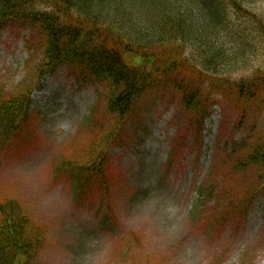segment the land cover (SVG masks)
<instances>
[{"label": "rangeland", "instance_id": "1", "mask_svg": "<svg viewBox=\"0 0 264 264\" xmlns=\"http://www.w3.org/2000/svg\"><path fill=\"white\" fill-rule=\"evenodd\" d=\"M124 1L137 16V23L122 19L125 28H150L139 11L145 0ZM257 7L264 13V4ZM229 15L233 33L251 24L235 10ZM230 41L222 32L216 43ZM43 48L42 38L19 21L0 28L2 98L36 81ZM183 48L199 59L195 42ZM248 55V63L233 64L238 73L250 75L264 63V43ZM77 73L62 64L47 75L31 95L25 125L32 131L0 149V203L17 200L31 221L28 232L39 236L30 264H264V180L260 168L237 167L264 132V94L244 118L231 93L203 87L210 105L198 128L180 90L150 87L109 144L104 183L78 200L57 165L61 157L87 163L93 142L102 145L118 118L107 109L105 85L83 82ZM241 142L244 149L232 152ZM205 183L212 194L202 198Z\"/></svg>", "mask_w": 264, "mask_h": 264}, {"label": "trees", "instance_id": "2", "mask_svg": "<svg viewBox=\"0 0 264 264\" xmlns=\"http://www.w3.org/2000/svg\"><path fill=\"white\" fill-rule=\"evenodd\" d=\"M124 2L0 0V28L19 21L36 32L44 45L42 60L35 68L36 81L8 97L2 98L0 90V149L9 147L11 138H24L29 133L31 128L25 124L30 93L46 72L60 64L73 66L82 81L103 83L108 90L107 109L117 115L118 124L101 139L102 145L93 142L87 163L62 157L57 165V173L72 180L78 200L90 197L96 183H104L102 166L107 162V146L116 140L122 117L136 108L150 87L164 83L180 90L183 106L196 117L198 128L210 105L209 93H203V87L231 93L244 118L250 105L264 94V63L254 66L250 75L238 73L233 65L248 63V54L264 43V13H256L257 4L262 7L264 0H145L139 11L148 15L150 28L142 32L131 31L121 23L122 19L137 23V16L131 17L134 13L125 9ZM113 6L116 10L112 14ZM229 10L245 16L252 25L233 33ZM222 32L232 35L234 44L218 45L217 36ZM187 41L198 45V60L185 54ZM234 70V76L225 72ZM244 142L232 146V152L244 149ZM247 166L260 168L258 177L264 180V132L237 164L239 168ZM202 189L211 196L210 186ZM29 226L31 221L17 200L8 198L0 203V264L31 263L40 240L28 232Z\"/></svg>", "mask_w": 264, "mask_h": 264}]
</instances>
